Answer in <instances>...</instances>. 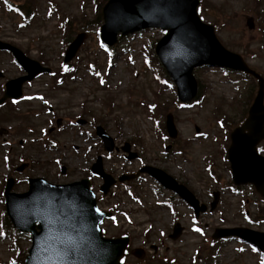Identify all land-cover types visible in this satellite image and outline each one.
<instances>
[{
  "label": "rangeland",
  "instance_id": "374dc122",
  "mask_svg": "<svg viewBox=\"0 0 264 264\" xmlns=\"http://www.w3.org/2000/svg\"><path fill=\"white\" fill-rule=\"evenodd\" d=\"M6 1L16 10L0 1V41L48 67L50 75L41 74L25 84L19 102L0 107L4 131L0 136V264H13L30 246L29 236L4 221L1 193L10 171L18 180L15 192H23L25 179L31 177L55 184L89 179L98 208L114 213L102 224L103 235L130 238L123 264H262V255L237 239H210L218 228L264 232V202L250 186L230 187L225 157L226 137L243 122L256 95L255 80L214 68L195 69L199 96L191 104L177 105L174 89L158 79L154 61L147 63L146 49L163 36L160 31L129 36L107 49L98 35L100 0ZM19 5L28 17L20 15ZM198 14L215 27L225 49L242 56L264 79V0H199ZM248 18L254 21L251 30L245 24ZM65 21L66 35L60 26ZM81 32L86 39L65 77L64 42ZM0 71L4 74L1 98L4 83L23 72L7 53H0ZM169 113L177 130L175 140L163 138L158 128H164ZM79 121L85 124L78 125ZM97 126L114 141L112 153L103 151L94 134ZM126 144L135 159H126L121 150ZM263 147L264 143L257 147L260 155ZM98 156L103 171L114 179L153 167L186 186L201 204L209 206L213 193L217 203L212 212L195 220L185 203L146 174L116 182L102 196L101 179L89 173ZM20 165L25 168L17 173ZM175 223L183 231L172 241L168 235ZM136 248L144 251V260L130 255Z\"/></svg>",
  "mask_w": 264,
  "mask_h": 264
},
{
  "label": "water",
  "instance_id": "95a60500",
  "mask_svg": "<svg viewBox=\"0 0 264 264\" xmlns=\"http://www.w3.org/2000/svg\"><path fill=\"white\" fill-rule=\"evenodd\" d=\"M197 6L198 0H108L102 9L100 39L106 45L114 46L123 37L146 29L166 32L155 46V55L176 86L177 97L183 103L191 101L196 95L197 84L193 77L195 68L219 67L252 76L257 81V93L246 120L230 135L227 160L233 184H250L264 197V157L256 153V146L264 140V81L246 65L240 55L226 50L220 44L213 26L203 23L198 17ZM246 25L252 29L253 20L248 19ZM84 39L85 35L79 34L68 46L65 63L74 58ZM0 51L11 52L27 73V76L6 84L0 104L7 99H19L25 82L50 72L9 44L0 42ZM166 131L170 138L176 137L171 115L166 119ZM96 134L102 140L104 150L112 152L113 141L103 129L97 128ZM122 149L129 152L128 145ZM134 157V154H130L128 159ZM21 170L22 167L19 168ZM91 172L103 179L100 190L105 195L114 180L102 171L100 158ZM141 172L149 174L165 189L178 195L193 209L196 218L206 211V207L199 205L191 192L164 172L149 167L143 168ZM11 186L12 180L5 188L6 214L15 229L31 234V247L24 264H120L128 239L102 237L99 225L110 215L97 210L88 180L54 185L42 178L31 179L28 191L24 194H11ZM181 231L176 225L170 238L176 240ZM228 237L241 238L264 253V233L243 228L218 229L212 239ZM132 254L137 258L143 257L140 250Z\"/></svg>",
  "mask_w": 264,
  "mask_h": 264
},
{
  "label": "trees",
  "instance_id": "16d2710c",
  "mask_svg": "<svg viewBox=\"0 0 264 264\" xmlns=\"http://www.w3.org/2000/svg\"><path fill=\"white\" fill-rule=\"evenodd\" d=\"M99 10H100V6H99ZM25 13H27V11H25ZM100 11L97 12V16H96V20L100 21ZM57 75V74H56Z\"/></svg>",
  "mask_w": 264,
  "mask_h": 264
},
{
  "label": "snow or ice",
  "instance_id": "6c2138e0",
  "mask_svg": "<svg viewBox=\"0 0 264 264\" xmlns=\"http://www.w3.org/2000/svg\"><path fill=\"white\" fill-rule=\"evenodd\" d=\"M121 264H123V262H121ZM262 264H264V262H262Z\"/></svg>",
  "mask_w": 264,
  "mask_h": 264
},
{
  "label": "flooded vegetation",
  "instance_id": "af4514ba",
  "mask_svg": "<svg viewBox=\"0 0 264 264\" xmlns=\"http://www.w3.org/2000/svg\"><path fill=\"white\" fill-rule=\"evenodd\" d=\"M10 177V176H9Z\"/></svg>",
  "mask_w": 264,
  "mask_h": 264
}]
</instances>
